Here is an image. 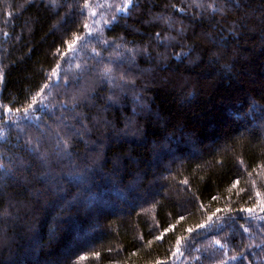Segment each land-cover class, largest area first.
I'll use <instances>...</instances> for the list:
<instances>
[{
	"label": "trees",
	"instance_id": "obj_1",
	"mask_svg": "<svg viewBox=\"0 0 264 264\" xmlns=\"http://www.w3.org/2000/svg\"><path fill=\"white\" fill-rule=\"evenodd\" d=\"M0 73V264H264V0H0Z\"/></svg>",
	"mask_w": 264,
	"mask_h": 264
},
{
	"label": "snow or ice",
	"instance_id": "obj_2",
	"mask_svg": "<svg viewBox=\"0 0 264 264\" xmlns=\"http://www.w3.org/2000/svg\"><path fill=\"white\" fill-rule=\"evenodd\" d=\"M132 2H133V0H128V3H132ZM120 10L123 11V9H120ZM85 27H87V25H85ZM157 36L159 37V34H157ZM134 57H135V53L133 51V54H132L133 61H134ZM77 67L79 68L80 65H77ZM110 72H111V69L110 68H106L105 69V74L110 73ZM2 78H3L2 77V73H0V79H2ZM120 79L121 80H124V75H121ZM126 83H127V81H126ZM132 83H134V81ZM44 87H47V85H45ZM117 87H120V85H117ZM41 91H43V89ZM135 100H136L137 103H139L140 102V97L139 96L135 97ZM35 102H36V97H33V103H35ZM32 107H33V105L32 104H29L28 107H26V108L23 109L24 113L27 114L28 111H29V109H31ZM16 111L19 112L20 109L17 108ZM214 199H215V197H214ZM218 211H220V210H218ZM241 211H246L248 213H252L253 209H251V208H249V209H241ZM262 211H264V209H262ZM229 219L230 220H234L235 218L230 217ZM213 227L214 228H222L223 226L222 225H214ZM245 231H247V229H245ZM216 243L219 244L220 241H216Z\"/></svg>",
	"mask_w": 264,
	"mask_h": 264
},
{
	"label": "rangeland",
	"instance_id": "obj_3",
	"mask_svg": "<svg viewBox=\"0 0 264 264\" xmlns=\"http://www.w3.org/2000/svg\"><path fill=\"white\" fill-rule=\"evenodd\" d=\"M102 20L103 18L99 17L96 19V22H94L95 24H91V27L89 29L90 36L102 28Z\"/></svg>",
	"mask_w": 264,
	"mask_h": 264
}]
</instances>
